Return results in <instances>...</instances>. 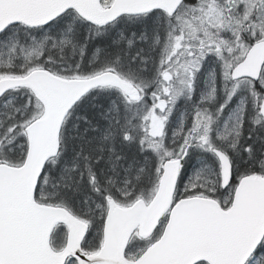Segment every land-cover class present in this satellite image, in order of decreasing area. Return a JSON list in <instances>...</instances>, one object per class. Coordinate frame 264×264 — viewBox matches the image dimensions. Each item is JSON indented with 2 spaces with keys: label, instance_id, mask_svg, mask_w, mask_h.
Returning a JSON list of instances; mask_svg holds the SVG:
<instances>
[{
  "label": "snow or ice",
  "instance_id": "1",
  "mask_svg": "<svg viewBox=\"0 0 264 264\" xmlns=\"http://www.w3.org/2000/svg\"><path fill=\"white\" fill-rule=\"evenodd\" d=\"M0 264H264V0H0Z\"/></svg>",
  "mask_w": 264,
  "mask_h": 264
}]
</instances>
